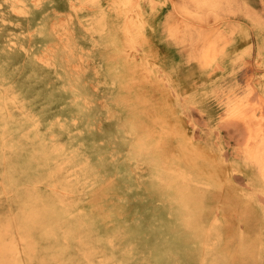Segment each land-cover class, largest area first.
<instances>
[{"label": "rangeland", "instance_id": "374dc122", "mask_svg": "<svg viewBox=\"0 0 264 264\" xmlns=\"http://www.w3.org/2000/svg\"><path fill=\"white\" fill-rule=\"evenodd\" d=\"M116 1L0 0V264H264V0Z\"/></svg>", "mask_w": 264, "mask_h": 264}, {"label": "bare ground", "instance_id": "6f19581e", "mask_svg": "<svg viewBox=\"0 0 264 264\" xmlns=\"http://www.w3.org/2000/svg\"><path fill=\"white\" fill-rule=\"evenodd\" d=\"M90 1H93V0H90ZM114 3H116L117 7H122V6L117 5L116 0ZM123 7H127V4H125ZM123 7H122V9H123ZM125 10L126 9H124V13H125ZM139 36H140V34H139ZM139 42L143 44V42H145V41H144V39L142 41L138 40V42H137L138 44H137L135 40L130 39L129 44L132 47L138 48L140 50V52H142L144 54V49L142 47H139V46H141V44H139ZM210 45L212 47H210L209 50H212L214 43L211 42ZM160 54L161 53H159V55ZM145 57H146V59H144V61L149 66L156 65V67H157L158 62H157L155 56L145 55ZM231 101L232 100H228L227 104H226V107L227 106L230 107L232 105L231 108L228 109V112L226 114V118L234 119L236 122L243 124L244 128L246 130H249L248 134L245 138L244 145L242 146V149H241L242 157L247 158L251 161V165L258 170L259 176L264 180V143H263V145H259L260 144L259 140L261 139L260 136L262 134V128L260 127V128L255 129V130L252 129L251 128L252 115L246 113V110L244 108V103L241 102V103L236 104L235 102L231 103ZM34 218H36V215L31 212L28 214L27 217L21 218L19 221L24 222L25 220H30V219H34ZM5 250H6V252H8L7 248ZM14 253L16 255H18V253H19L18 247L14 251Z\"/></svg>", "mask_w": 264, "mask_h": 264}, {"label": "crops", "instance_id": "0c3cea01", "mask_svg": "<svg viewBox=\"0 0 264 264\" xmlns=\"http://www.w3.org/2000/svg\"><path fill=\"white\" fill-rule=\"evenodd\" d=\"M156 10L157 11L155 13H157V14L154 17L155 19L153 20L152 25H151V29L154 32L156 31V28H157V21L158 20L162 21L163 18L165 17V15H166V13H167V11L165 10V5L163 3L158 5ZM145 13H146V16H147L148 13H150V12L148 11V12H145ZM141 14H142V12H141ZM249 40L251 42V53H252L253 50L254 51L256 50L255 41L253 39H251L250 37H249ZM185 62L186 63L184 64V66H188L189 73H190V74H188V87H192V84L201 85L203 87H206L207 84L209 83V80H210V77H211V76H209V72L208 71H204V70L202 71L200 69V67L198 66L196 60H194V59H189L188 61H185ZM259 83L263 84V87H264V81L263 82H259ZM196 97H198V98H196V100H199V101L201 100L199 98L200 96H196ZM247 174H248V178L249 179H255V177H256V172L252 171L248 166H247ZM256 189H258V188L254 185V189L253 190H256Z\"/></svg>", "mask_w": 264, "mask_h": 264}]
</instances>
